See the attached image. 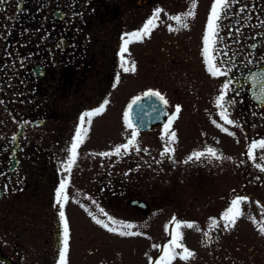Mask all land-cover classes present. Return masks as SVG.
Segmentation results:
<instances>
[{"label":"flooded vegetation","instance_id":"af4514ba","mask_svg":"<svg viewBox=\"0 0 264 264\" xmlns=\"http://www.w3.org/2000/svg\"><path fill=\"white\" fill-rule=\"evenodd\" d=\"M229 4L219 21L213 54L218 66L230 69L222 76L231 82L228 90L235 110L252 115L264 111L246 92L248 72L264 70V0ZM173 6L172 0H0V264H58L63 226L58 204L55 210V192L66 178V193L78 179L86 178L88 200L106 213L107 205L138 215L153 209L141 195L121 199L118 175L123 165L118 158L109 161L114 155L98 154L125 144L126 106L120 99L125 14L139 21L143 13L156 8L172 11ZM204 65L207 68L205 60ZM105 100L104 111L92 117L90 125L85 118L86 136L93 127L101 133L111 129L117 135L116 146L108 151L100 146L89 153L77 149V161L66 171L67 149L80 116ZM167 107L170 116L169 103ZM167 121L147 130L137 127L138 133ZM136 197L142 199L132 200ZM195 198H190L189 206ZM146 204V210L138 206ZM186 212L175 215L176 220ZM65 217L69 253L76 249L79 218L70 213Z\"/></svg>","mask_w":264,"mask_h":264},{"label":"rangeland","instance_id":"374dc122","mask_svg":"<svg viewBox=\"0 0 264 264\" xmlns=\"http://www.w3.org/2000/svg\"><path fill=\"white\" fill-rule=\"evenodd\" d=\"M172 5V11L160 12L149 35L128 44L124 57L135 62V71L124 73L120 99L127 106L136 95L156 90L171 106L170 115L177 105L180 112L168 134L164 126H155L152 131L138 134L139 151L130 148L127 154L109 159L118 158L123 165L118 175L121 199L141 195L152 203L153 209L138 215L129 208L107 205V213L136 225L132 230L143 234L120 236L97 224L92 215L105 220L106 217L88 200L83 189L87 179L80 178L74 189L71 188L75 185L68 189L64 206L65 213L79 218L75 221L76 249L67 253V264H150L149 257L155 264L172 238L173 217L183 211L186 214L176 221L194 224L193 228L183 227L180 231L182 243L195 255L187 261L177 256L172 264H264V234L259 231L264 226V171L255 167L257 163L264 165L261 159L264 149L254 150L255 160L248 156L249 144L264 139V111H253L252 115L237 112L230 91L226 90L224 107L239 127L225 124L216 99L229 80L211 75L202 54L213 0H196L194 16L183 20L187 27L169 17L193 10L192 0H172ZM152 14L143 13L139 21H134L132 14H125L126 34L142 29ZM131 27L133 31L129 30ZM171 57L173 61L169 60ZM113 93L111 97L116 98V91ZM218 124L235 135H228ZM122 128L127 143L131 129L125 123ZM93 129L78 149L89 153L100 146L107 151L116 146L117 135L113 136L111 129L103 133ZM172 132L175 140L169 143ZM166 145L174 151L161 156ZM209 147L225 158L205 155L200 160L184 162L193 152H203ZM79 162L87 161L85 158ZM114 176L117 178V174ZM192 196L197 198L189 206ZM237 196L247 198L241 204L243 215L225 228L222 214ZM120 202L123 206L124 202ZM211 218L217 222L215 226H211ZM205 232L209 233L207 238ZM176 251L180 253L182 249Z\"/></svg>","mask_w":264,"mask_h":264},{"label":"snow or ice","instance_id":"6c2138e0","mask_svg":"<svg viewBox=\"0 0 264 264\" xmlns=\"http://www.w3.org/2000/svg\"><path fill=\"white\" fill-rule=\"evenodd\" d=\"M196 6V0H192V9L191 11H188L187 13L181 14V15H176V16H171L169 17L170 19L176 20L178 22H181L182 27H187L186 23H183V20L185 17H192L194 16V9ZM230 6L229 0H214V3L211 8L210 15L208 17V22L206 26V31L203 37V56L205 63L207 65V69L210 72L211 75L213 76H218V75H224L230 69L227 68H221L218 66L215 61L216 57L214 56V52L216 51V44L219 38V21L221 20L222 16L226 14V9ZM162 10L160 8H156L152 14V16L145 22L143 25L142 29L132 32V33H127L125 36L127 38L122 37L123 40V45L121 46L120 49V58H121V68L123 69L124 72H129L135 71V62H129L128 60L125 59L124 53L127 51V46L130 42H132L133 39L136 41H142V39L149 35L154 27H156V21L159 18L160 12ZM169 30H173L171 27ZM226 55V53H224ZM221 63H223L221 61ZM254 81L257 79L264 80V73L256 74L251 77ZM119 79V76H117V80ZM230 81L226 82L221 89V95H219L216 99V104L219 108H221V111L219 113L221 119L225 122L227 125H234L239 127L237 122L233 121L232 119L229 118V113L227 109L224 107V101H225V93L226 90L229 89L230 86ZM143 98H149L152 99L154 98L155 101H158L159 103L163 105H167L168 101L167 99L158 91L155 90H148L142 94V96H136L133 98L131 103L128 105V110L124 112V122L125 125L128 129H131V136L128 139L127 143L123 145H118L114 149L113 152L108 153H99L98 155L101 156H109V155H123L127 154L128 150L130 148H136L137 151H139V148L137 147V136H138V130L137 126L133 123V120L131 118V113L133 110V105L138 104ZM255 98L257 100H260L264 102V86L260 88L259 94H255ZM108 103L107 100L101 104L98 108L87 111L83 113L80 116V124L78 125L75 136L71 142L70 147L67 149L69 155L67 158V161L64 164V168L66 171L70 172L72 167L75 165L77 158H78V147L81 143H83L86 134H87V127H85V118L87 117V123L90 125L91 124V119L92 117L101 114L104 111L105 105ZM155 111V109H154ZM180 112V106H176L175 112L168 116V121L164 125V132L165 134H168L170 125L172 122L177 118L178 113ZM217 127H220L222 131L226 132L228 135H235L234 133L230 132L227 127H222L221 125H217ZM175 140V133L172 132L170 134V140L169 143ZM249 151H248V156L250 159L255 160L256 157L254 155V150L256 148L264 149V139L258 140V141H253L251 144H249ZM146 151V150H145ZM174 149H172L169 146H165L164 152L161 153V156H164L168 153L173 152ZM208 155L210 157H214L216 159H223L222 155H219L217 153L216 149L213 148H207L203 152H193L192 155H190L184 162L187 163L190 160H200L201 157ZM228 159H231L228 157ZM262 160H264V157H261ZM260 171H264V165L257 163L255 165ZM68 186V180L67 178L62 180L59 184V187L56 189L55 192V198H56V204L59 205V218L63 226V239H62V247L59 251V260L58 264H67V252H68V240H69V226H68V221L65 217V212H64V206L65 203L68 200V195L66 193V188ZM247 200L246 197H241L237 196L231 201L230 207L222 214V219L224 221V226L227 228L229 225H234L236 220L243 215L242 209H241V204ZM87 211V209H86ZM100 213H102L105 217V219H99L97 216L92 215L91 212H89V215H92V219L105 228L109 232H114L117 233L120 236H138L142 235L143 233L139 231H133L132 229L137 227L136 225H133L132 223H127L124 221H120L115 219L114 217L108 215L104 210L101 208L99 209ZM212 219V225L215 226L217 223L214 218ZM175 224V230L172 233V238L169 241L167 245L164 246L163 249V254L159 256V258L155 261V264H172V261L179 256L181 259L187 261L190 258H193L195 253L189 250L183 243H182V238L183 234L180 231L181 228L187 227V228H193L194 224L191 222H178L176 221V218L173 217V221ZM259 231L261 234H264V226L259 227ZM204 236L207 238L209 236L208 232L204 233ZM155 247V245H154ZM176 249H182V252L177 253ZM149 262L152 264V258L149 257Z\"/></svg>","mask_w":264,"mask_h":264},{"label":"water","instance_id":"95a60500","mask_svg":"<svg viewBox=\"0 0 264 264\" xmlns=\"http://www.w3.org/2000/svg\"><path fill=\"white\" fill-rule=\"evenodd\" d=\"M260 73H264V70H262V69H251L248 72V74L246 75V81L248 83V87H247L246 92H247V95L252 102L264 107V102L257 100L255 98V94H259L260 88L262 86H264V80L257 79L254 81L251 78L252 76H254L256 74H260ZM234 84H238V83H234ZM137 96H142V94L137 95ZM131 101L129 102V104L131 103ZM154 109H155V111H154ZM126 110H128V106L126 107ZM167 113H168L167 106L159 103L158 101H155L154 98H152V99L143 98L140 102H138V104L133 105L131 118L133 120V123L139 129L147 130L153 124L163 123L166 120ZM136 199H142V198L136 197V198H133L132 200H136ZM132 200L130 202H132ZM133 203L135 205L138 204L134 201H133ZM138 206H141L142 209H144V210L149 208L148 205L147 206L138 205Z\"/></svg>","mask_w":264,"mask_h":264}]
</instances>
